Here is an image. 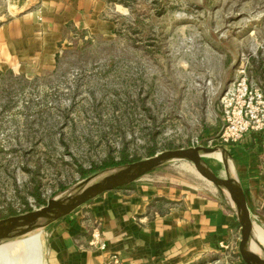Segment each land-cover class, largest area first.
I'll return each instance as SVG.
<instances>
[{
  "label": "rangeland",
  "instance_id": "374dc122",
  "mask_svg": "<svg viewBox=\"0 0 264 264\" xmlns=\"http://www.w3.org/2000/svg\"><path fill=\"white\" fill-rule=\"evenodd\" d=\"M8 1L0 0V25L31 11L41 23L39 0L24 9ZM86 8L72 7L60 35H49V60L0 70V221L39 212L51 201L68 202L118 167L86 178L80 169L109 160L139 162L201 146L249 150L219 138L218 101L239 71L264 96V0H88ZM199 160L217 183L183 160L163 162L134 181L189 189L231 207L235 224L228 243L200 264H245L228 172L216 159ZM239 181L251 223L264 231V205L250 199ZM258 195L264 198V187ZM59 220L41 216L17 230L16 238L41 230V237L18 249L20 264L46 263L45 233Z\"/></svg>",
  "mask_w": 264,
  "mask_h": 264
},
{
  "label": "crops",
  "instance_id": "0c3cea01",
  "mask_svg": "<svg viewBox=\"0 0 264 264\" xmlns=\"http://www.w3.org/2000/svg\"><path fill=\"white\" fill-rule=\"evenodd\" d=\"M31 1L9 0L8 4L24 9ZM39 1L41 23L34 22L36 12L31 11L0 25V70H13L24 60H49L54 54V38L49 35H60L65 19L73 18L72 7L88 6V0ZM94 28L105 27L97 24ZM240 144L249 150L233 146L229 151L236 173L250 199L264 205V198L258 195L264 187V172H260L264 168V133L249 134ZM131 183L133 190L107 191L49 227L45 264H106L111 253L121 264H200L228 243L234 212L217 197L201 198L189 189L169 185L162 190L155 183ZM165 206L171 207L165 213L159 211ZM96 225L107 247L105 253L89 245L90 231Z\"/></svg>",
  "mask_w": 264,
  "mask_h": 264
},
{
  "label": "water",
  "instance_id": "95a60500",
  "mask_svg": "<svg viewBox=\"0 0 264 264\" xmlns=\"http://www.w3.org/2000/svg\"><path fill=\"white\" fill-rule=\"evenodd\" d=\"M216 152H219L222 156V161L220 162L224 164L225 169L228 172L231 190L232 192H234L235 202L238 207V220L240 223L242 235L239 246L241 258L245 264H258L251 252H249L248 250V241L251 234L252 223L246 197L240 185L238 173L235 172L234 176L230 172L229 162L233 165H235V162L229 150L222 146L218 147L215 150L206 149L201 146L185 150L169 151L147 160L134 162L125 166L115 168L102 176L101 180L98 183L88 184L82 189L79 194L71 198L68 202L61 203L57 201H51L45 208H43L39 212L1 220L0 242L13 238L15 233L19 229L31 228V224H33L41 216H43L44 218L46 217L50 221H57L69 215L78 207L98 197L102 193L111 191L133 182L135 179L157 168L163 162L173 160L194 162L202 157L211 158L210 154Z\"/></svg>",
  "mask_w": 264,
  "mask_h": 264
},
{
  "label": "built area",
  "instance_id": "2783aa9c",
  "mask_svg": "<svg viewBox=\"0 0 264 264\" xmlns=\"http://www.w3.org/2000/svg\"><path fill=\"white\" fill-rule=\"evenodd\" d=\"M218 108L221 114L218 136L224 143H243L249 134L264 133V96L247 84L244 71H239L238 78L221 91ZM89 245L106 252L99 225L90 231ZM106 264H121V261L111 253Z\"/></svg>",
  "mask_w": 264,
  "mask_h": 264
},
{
  "label": "bare ground",
  "instance_id": "6f19581e",
  "mask_svg": "<svg viewBox=\"0 0 264 264\" xmlns=\"http://www.w3.org/2000/svg\"><path fill=\"white\" fill-rule=\"evenodd\" d=\"M210 157L218 161H222V156L219 152L210 154ZM194 163L200 166L205 171V173L208 174L209 177H211V179L215 183H217L216 179L212 176L210 170L206 166H203L200 160H196L194 161ZM229 168H230V172L232 173V175L235 176V172H236L235 167L230 162H229ZM104 175L105 174H103L102 176ZM219 188L225 193V197L227 201L231 203L230 192H226L222 187H220V185H219ZM40 235H41V230L35 231V232L31 231L30 235L26 237H21V236H20L21 238L13 237L5 241H1L0 242V264H20L19 258H17V254H16L18 249H20L25 244L37 239L38 237H40ZM261 248H264V231L261 227L252 223L248 250L249 252H251V254L253 255L254 259L257 261L258 264H264V252L262 251ZM39 256L37 258L38 263L42 261L39 258ZM42 264H43V261H42Z\"/></svg>",
  "mask_w": 264,
  "mask_h": 264
},
{
  "label": "trees",
  "instance_id": "16d2710c",
  "mask_svg": "<svg viewBox=\"0 0 264 264\" xmlns=\"http://www.w3.org/2000/svg\"><path fill=\"white\" fill-rule=\"evenodd\" d=\"M133 162L134 161H127L126 159H123V160L118 161V162H115L113 160H109V161H106V162L102 163L100 166H93L89 170L80 169L79 173H80V177L81 178H86L89 175H91L93 173H96L98 171L119 167L121 165H126V164L133 163ZM133 188H134L133 183H128V184H126V185H124L122 187H119V188H116V189H113V190H123V189H125V190H133ZM89 202H87V203H89Z\"/></svg>",
  "mask_w": 264,
  "mask_h": 264
}]
</instances>
